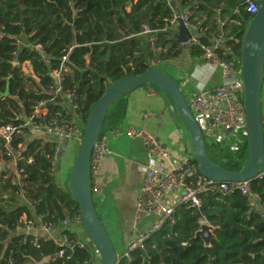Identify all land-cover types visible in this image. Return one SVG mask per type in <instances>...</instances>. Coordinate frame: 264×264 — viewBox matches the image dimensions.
Returning <instances> with one entry per match:
<instances>
[{"label": "trees", "instance_id": "16d2710c", "mask_svg": "<svg viewBox=\"0 0 264 264\" xmlns=\"http://www.w3.org/2000/svg\"><path fill=\"white\" fill-rule=\"evenodd\" d=\"M179 8H193L205 16L204 26L219 32L216 17L230 16L228 30L238 38L235 50L241 54L243 36L253 18L242 5L244 0H176ZM239 7V12L234 11ZM172 11L162 0H0V120L18 124L30 115L32 107L46 101L48 113L64 111L62 96L54 101L55 70L65 61L63 90L74 91L77 113L86 122L91 108L98 102L106 87L127 75L144 72L152 67L141 50L138 36L148 28L157 45L167 48L170 34L161 29ZM154 33V34H151ZM41 44L44 52L29 46ZM209 43V35L201 38ZM172 45V44H171ZM195 55L201 56L193 44ZM178 44L168 48L164 59L179 57ZM50 56L49 63L45 58ZM20 64L29 62L32 74H25ZM9 86V96L1 94ZM18 98V100L15 99ZM125 96L109 108L103 130L122 123ZM71 118V116H69ZM207 140L210 158L231 171L244 167L249 153L248 136L234 151H225L221 143ZM24 138L17 136L11 143L18 150ZM58 142L52 137H39L23 151L18 168L26 173L25 196L18 185L12 184L16 174L0 171V264H81L91 257V250L60 246L45 237L37 240L30 234H14L23 215L37 214L56 226L79 213L67 184L60 187L54 173ZM11 160L5 143L0 140V157ZM252 190L259 194L264 207V178L254 180ZM25 200V202H23ZM30 204L34 207L33 210ZM261 210L249 212L248 198L239 191L230 194L209 193L202 198L200 208L179 206L173 222L145 241V250L131 252L129 260L123 254L119 264H264V216ZM215 228L211 241L214 256L205 253L202 238L196 237L201 222ZM75 238L74 233H70ZM63 251V255L58 253Z\"/></svg>", "mask_w": 264, "mask_h": 264}, {"label": "built area", "instance_id": "2783aa9c", "mask_svg": "<svg viewBox=\"0 0 264 264\" xmlns=\"http://www.w3.org/2000/svg\"><path fill=\"white\" fill-rule=\"evenodd\" d=\"M166 2L172 14L166 19L165 26L161 31L169 32L172 26L177 27L179 20L189 28L193 34L190 41L199 46L204 60L205 67L197 68L203 70L207 68L209 79L216 73L221 76V82L217 85H208L207 80L204 85L196 91L194 96L188 102L194 113L200 127L202 128L206 139H216L220 133L247 135L246 111L244 104V82L241 67V54L235 50V45L239 43L238 38H231L232 43H227L229 39L224 40L219 32L210 31L209 26H204L205 16H200L195 9L186 8L181 10L176 0H162ZM242 5L251 14L255 15L259 9L258 0H244ZM239 12V7L234 11ZM216 19V18H215ZM217 21V20H216ZM230 21V16L226 17L220 23V29ZM153 32L146 29L144 33ZM209 35V43L202 42L201 38ZM24 46L38 49L42 52L44 47L41 44L26 43ZM50 56L45 58L49 63ZM68 56L62 57V65L59 70L53 72L56 80V88L53 90L51 101L57 96H62L61 103L64 111H56L49 114L46 101H40L32 107L29 116L21 119L18 124L3 123L0 120V140L5 143L7 153L13 155L11 143L17 136L27 137L30 131L37 134L49 135L55 139H70L79 141L83 134L84 122L76 115L78 104L76 103L75 92L65 93L63 90L64 67ZM21 65L25 74H32V67L29 62ZM147 94H157L152 85H147ZM264 88V87H263ZM154 112L146 111V118L153 117ZM71 116V118H69ZM262 122L264 124V89L262 92ZM127 135L129 137L141 138L153 156L154 162L147 168L145 178L142 182L135 214V223L140 224L149 217L155 220L146 232L141 233L123 253L127 259L131 260V252L140 248L145 250V241L153 234L159 232L167 222H173L176 209L179 206L200 208L203 196L209 193L230 194L233 191H239L248 198L249 212L261 210L264 216V207L260 204V196L252 188V180L239 182L219 181L206 177L198 168V165L192 158H178L171 155L167 146L161 143L155 136L145 129L136 128L133 125L117 126L101 131L92 150L89 175L91 179V189L94 194L99 187V172L103 159L113 153L110 145V137H120ZM236 148V146H235ZM57 156L54 159V165ZM26 177L23 169L18 168L16 176L12 179V184L18 185L21 196H25ZM264 178V169L260 172L259 178ZM206 221H202L204 223ZM61 229V233L56 235L55 231ZM18 234H30L38 238L45 237L52 239L60 246H69L72 249H89L88 243H92L86 235L83 226V220L80 212L73 219L66 218L56 226L44 220V216L35 213L31 218L23 215L20 223L16 226ZM39 231H42L41 235ZM70 233L76 235L71 238ZM83 237L87 240H83ZM63 255V251L58 253ZM101 255L91 252V257L85 259L81 264H100Z\"/></svg>", "mask_w": 264, "mask_h": 264}, {"label": "water", "instance_id": "95a60500", "mask_svg": "<svg viewBox=\"0 0 264 264\" xmlns=\"http://www.w3.org/2000/svg\"><path fill=\"white\" fill-rule=\"evenodd\" d=\"M23 4V0H22ZM259 9L250 20L243 36L241 48V67L244 82V104L249 153L247 161L240 171L228 170L214 162L207 150V140L194 113L192 112L181 87L175 79L160 66H152L144 72L127 75L110 83L98 102L88 113L83 127L77 153L69 177V189L73 199L79 205L86 235L95 244L101 255L100 264H119L121 256L99 216L93 192L89 168L93 147L103 129L110 105L131 91L152 85L163 91L169 98L168 105L176 119H183L191 139L192 159L202 174L219 181L239 182L257 180L264 169V124L262 122V92L264 86V0H258ZM171 36L172 45L184 47L192 40L193 34L182 20ZM9 95V86L1 94ZM16 100L18 98L15 97ZM215 228L208 223L201 224L196 237L202 238L205 253L214 256L211 241L215 237Z\"/></svg>", "mask_w": 264, "mask_h": 264}, {"label": "crops", "instance_id": "0c3cea01", "mask_svg": "<svg viewBox=\"0 0 264 264\" xmlns=\"http://www.w3.org/2000/svg\"><path fill=\"white\" fill-rule=\"evenodd\" d=\"M216 20L219 23L218 29L223 39H230L228 35V23L220 29V23L224 20V17L217 16ZM150 37L154 38L153 36ZM26 43L28 42L24 38H20L18 41L20 46H24ZM178 45L181 46L180 48L183 52H181L180 56L175 60L176 62L174 65L177 66L180 71L182 69L184 70H182L184 76L181 79L180 87L181 89L186 88L187 92L191 93V98L207 80H209L208 85L210 86L217 85L221 82L219 73L214 74L209 79L210 71L207 68L202 71L197 70V68L202 66L205 67V63L203 58L195 55L190 47L193 45L192 42H189L186 47L180 44ZM147 89L148 86L146 85L131 91L125 96L124 102L126 105V112L122 123L118 126L124 127L133 125L136 128L145 129L167 146L172 156L190 158V156L183 154V150L187 147H185L186 141L184 140V132L179 129V118L176 119L174 117L168 105V96L158 89L156 90L157 94L148 95ZM146 111L154 112L155 115L146 118L144 116ZM229 135L231 134L220 133L216 139L212 140L218 141L224 145H229V143H227V139L230 138ZM234 135L236 136L235 143H238L232 145L238 148L244 141L245 136ZM48 136L49 135L37 134L30 131L27 137L24 138L25 141L21 144V147L18 150L12 149L13 155L11 160H6L2 156L0 157V171L17 174L18 162L23 158L22 154L27 145L36 138H46ZM56 140L61 144V149L58 145L54 173L58 185L60 187H65L66 179L71 173L75 159L76 142L70 139ZM110 145L113 149V153L106 156L102 161L98 178L99 187L96 192H94L93 197L99 216L107 228L118 255L121 256L127 247L135 241L141 233L149 229L155 220L154 217H149L140 224L135 223L140 188L145 178L146 170L154 162V159L146 148L143 140L138 137H129L127 135L120 137L111 136ZM232 145L230 146L232 147ZM236 148L234 147V149ZM59 150L61 151L60 157ZM63 156L67 158V162L59 178L56 173L59 168H57V164L59 159L61 160ZM23 202H25V200H23ZM30 207L33 210L34 207L31 204ZM33 212L35 214L34 210ZM60 231L61 229H57L55 231L56 235H59L61 233ZM18 233L20 232L14 231L13 235ZM39 233L41 235L43 234L42 231H39Z\"/></svg>", "mask_w": 264, "mask_h": 264}, {"label": "rangeland", "instance_id": "374dc122", "mask_svg": "<svg viewBox=\"0 0 264 264\" xmlns=\"http://www.w3.org/2000/svg\"><path fill=\"white\" fill-rule=\"evenodd\" d=\"M175 31H176V25L172 26L171 29L169 30L168 33L170 34V37L174 34ZM149 34L150 33H142L138 36V39L140 40L139 45H140L141 50L138 51L136 54H141V53L146 54V59L150 65L160 66L161 68H163L167 73H169L175 79V81L180 86V82H181V79L183 78L184 74L182 72L183 69L180 71L179 68L174 65L176 62L175 60L178 57L168 58L166 60L162 57V54H165L166 51L168 50V48L172 47V45L167 44V48L163 49L162 46L157 45V43L155 41L156 39L151 38L149 36ZM151 34H154V33H151ZM179 47H181V46H179ZM190 47L192 48L193 45H191ZM181 52H183V50H181ZM161 92H163V91H161ZM182 92H183L185 98L187 99V101L189 102L191 100V93H188L186 88H182ZM76 115H78L77 111H76ZM178 122H179V129H181L184 132V137H185L184 140L186 141L185 147L187 146L186 149L183 150V154L190 156V158H192V147H191V142H190L191 141L190 134H189L188 129H187V127H186V125H185V123H184V121L180 115H179V121ZM229 136H230V138L227 139V143H229V145L221 144V146L223 147V149L225 151L234 152L237 148L234 149L235 146H233L232 144L236 145L238 142L235 143L236 136L234 134H231ZM189 139H190V141H189ZM75 142H76V145H75V156H76L80 140L75 141ZM58 145L60 146V149H61V144L58 143ZM230 145H232V147ZM60 156H61V151L59 150V157ZM66 162H67V158L64 156L62 157L61 160L59 159V162L57 164V168L58 167L59 168L56 172L57 176L59 178L63 173L64 166H65ZM69 177H70V174L68 175V177L66 179V182H65L66 185L69 183ZM81 238L87 242V240L83 237V235L81 236ZM88 247L91 250V252H95L96 254L99 253L98 249L96 248V246L93 242L88 243Z\"/></svg>", "mask_w": 264, "mask_h": 264}, {"label": "flooded vegetation", "instance_id": "af4514ba", "mask_svg": "<svg viewBox=\"0 0 264 264\" xmlns=\"http://www.w3.org/2000/svg\"><path fill=\"white\" fill-rule=\"evenodd\" d=\"M18 66V65H17ZM9 96V95H8ZM7 97V96H6ZM2 98H5V97H2Z\"/></svg>", "mask_w": 264, "mask_h": 264}]
</instances>
